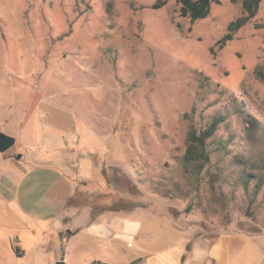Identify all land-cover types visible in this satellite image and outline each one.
Returning <instances> with one entry per match:
<instances>
[{"label":"rangeland","instance_id":"rangeland-1","mask_svg":"<svg viewBox=\"0 0 264 264\" xmlns=\"http://www.w3.org/2000/svg\"><path fill=\"white\" fill-rule=\"evenodd\" d=\"M240 1L217 0L191 23L177 0H0V131L15 139L10 153L36 154L26 167L42 182L36 195L77 187L83 204L130 212L142 231L128 254L186 238L196 256L227 236L214 264H264V128L244 123L264 125V1L215 46ZM217 115L209 161L184 172L188 130ZM88 205L78 222L95 216ZM13 238L0 264H52L45 241L21 260ZM71 245L59 242L68 264L105 256L101 245Z\"/></svg>","mask_w":264,"mask_h":264},{"label":"crops","instance_id":"crops-1","mask_svg":"<svg viewBox=\"0 0 264 264\" xmlns=\"http://www.w3.org/2000/svg\"><path fill=\"white\" fill-rule=\"evenodd\" d=\"M15 156L16 154L10 153L8 150L0 152V260L1 244L5 237H14L13 243L17 249L14 252L21 260L26 259L28 253L38 243L45 241L42 246L43 253L51 252L50 261L52 264L57 259L68 264L67 258L70 255L64 254L60 258L59 242L62 241L71 251L72 239L75 240L76 245L91 243L92 245H101L106 250L102 259L87 258L86 264H92L94 261L107 264H193V262L202 263L205 260L204 263L211 264L212 262L214 264L218 260L222 262L225 257L226 245L229 240L227 236H220L206 252L202 249L196 253V256L193 252L185 254L186 238L184 245L174 244L170 248L152 253L145 252L143 255L128 254L126 250L133 248V241L138 240L142 231V222L137 221L136 216L130 212L100 210L83 204L77 187L68 198L65 191L50 193L48 189H43L36 195L35 190L42 182L34 175V177H29L31 170L26 168L28 167L27 163L35 159L36 154L27 148L20 153L18 159ZM55 180V183L61 182L59 176L55 177ZM74 196L75 201L68 203ZM48 198L51 206L47 207L50 210H43V200ZM68 205H70L68 207L70 208V218L66 216ZM85 205L89 207L85 214L91 212L95 216L91 221L83 224L77 219L84 213L83 206ZM35 214L44 215L46 217L45 224L37 219ZM138 220L140 219L138 218ZM128 243L131 246L127 245Z\"/></svg>","mask_w":264,"mask_h":264},{"label":"trees","instance_id":"trees-1","mask_svg":"<svg viewBox=\"0 0 264 264\" xmlns=\"http://www.w3.org/2000/svg\"><path fill=\"white\" fill-rule=\"evenodd\" d=\"M264 0H241V10L242 14L230 21L227 25V31L224 33L216 42L215 46L221 48L225 43L233 38L234 33L244 26L250 19H252L258 11L259 4ZM179 3V15L189 19L191 23L194 21L204 18L208 15L210 11V5L217 0H177ZM163 4V2L154 3L153 8H158ZM223 121L221 115L214 116L212 120L201 130H196L193 127L187 132L186 147L183 154V169L184 172H188L189 166L195 167L196 173L200 172L204 167V164L209 161V152L206 149L207 141L212 138L219 126ZM246 128L251 130L254 127L264 128V125L258 122L251 115H246L244 119ZM253 175L246 174L243 178L245 183L248 177ZM255 176V175H254ZM75 201V196L72 197L68 203H73ZM104 209L115 210L112 206L108 205ZM191 249V241L187 239L185 245V254L189 253ZM17 251L16 248H14ZM184 254V257H185ZM92 264H107L100 261H94Z\"/></svg>","mask_w":264,"mask_h":264},{"label":"water","instance_id":"water-1","mask_svg":"<svg viewBox=\"0 0 264 264\" xmlns=\"http://www.w3.org/2000/svg\"><path fill=\"white\" fill-rule=\"evenodd\" d=\"M14 142L15 139L13 137L0 132V152H4L10 149L13 146ZM19 157L20 154L15 156L16 159H18ZM55 264H64V262L58 261Z\"/></svg>","mask_w":264,"mask_h":264}]
</instances>
